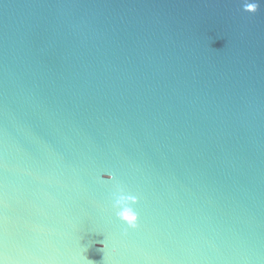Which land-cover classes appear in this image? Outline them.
Returning <instances> with one entry per match:
<instances>
[{"label": "water", "instance_id": "obj_1", "mask_svg": "<svg viewBox=\"0 0 264 264\" xmlns=\"http://www.w3.org/2000/svg\"><path fill=\"white\" fill-rule=\"evenodd\" d=\"M242 3L0 0V258L264 264V4Z\"/></svg>", "mask_w": 264, "mask_h": 264}, {"label": "clouds", "instance_id": "obj_2", "mask_svg": "<svg viewBox=\"0 0 264 264\" xmlns=\"http://www.w3.org/2000/svg\"><path fill=\"white\" fill-rule=\"evenodd\" d=\"M264 4V0L259 2H249V0H243L242 8L246 13L256 14L261 8L260 5ZM101 181H116V177L112 173H105L100 177ZM139 203L137 195L128 192L120 183H116L113 186L111 192V208L114 212L115 217L123 224L127 225L128 228L135 229L139 226V214L136 211L134 205ZM106 239V238H105ZM108 247L104 241L102 243V250L104 251ZM87 251L86 247L81 246V259L79 264H97V262L89 260L85 256ZM0 264H7V262L0 258Z\"/></svg>", "mask_w": 264, "mask_h": 264}]
</instances>
